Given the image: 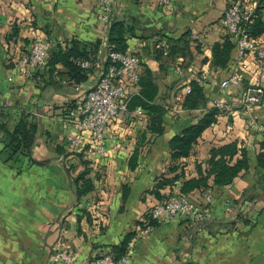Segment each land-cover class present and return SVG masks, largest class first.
Wrapping results in <instances>:
<instances>
[{
  "label": "crops",
  "instance_id": "obj_1",
  "mask_svg": "<svg viewBox=\"0 0 264 264\" xmlns=\"http://www.w3.org/2000/svg\"><path fill=\"white\" fill-rule=\"evenodd\" d=\"M229 1L172 0L165 5L159 0H114L110 20L104 23L97 0H0V101L6 102L0 106L4 123L0 126V264H51L50 254L62 249L72 253L70 264H90L102 251L119 253L124 236L140 233L141 221L155 202L197 176L198 164L206 166L211 147L233 140L247 148L248 168L224 186L185 193L201 205L199 219L190 221L177 214L151 224L136 239L134 233L128 240L133 242L128 264H264V166L256 158L264 140V94L250 108L240 102L245 87L264 85V64L252 52L246 53L241 81L222 91L220 80L233 71L237 53L224 68L209 62L212 45L227 34L221 16ZM239 1L253 9L259 4V0ZM261 5L264 19V1ZM115 19L124 24V50L140 57L141 76L147 68L151 71L157 86L153 101L166 108L164 129L157 133L148 127L147 111L145 117H115L104 127V155L89 141L69 150L68 139L74 133L66 119L70 100L79 103L99 76L101 64L82 88H76L20 75L9 50L27 49L35 37L50 46L72 37L101 38L103 46L107 27ZM14 28L15 35L8 37ZM183 35L191 56L169 58L168 39ZM254 38L264 42V31ZM157 48L163 51L161 58L155 56ZM99 57L102 60L104 55ZM197 75H204L206 105L211 106V97H218L226 106L219 108L215 121L187 155L172 159L169 138L206 109H185L183 101L174 97L185 81ZM127 90L138 92L134 86ZM22 112L39 128L29 154L22 149L11 154L9 131ZM250 114L255 115L253 124ZM86 165L93 187L76 196L73 179ZM161 174L176 178L156 195L154 185ZM205 192L211 194L209 200ZM237 214L250 218L252 225L241 220L229 224Z\"/></svg>",
  "mask_w": 264,
  "mask_h": 264
},
{
  "label": "trees",
  "instance_id": "obj_2",
  "mask_svg": "<svg viewBox=\"0 0 264 264\" xmlns=\"http://www.w3.org/2000/svg\"><path fill=\"white\" fill-rule=\"evenodd\" d=\"M263 1L259 0V4L253 9L254 16L252 22L242 21V25L252 37L264 31V19L260 17L261 11L259 10ZM15 33L16 28L8 34V37L15 35ZM101 42V38L84 40L74 37L66 40L64 43L57 42L48 48L45 61L38 65L31 75L36 81L51 80L55 84L61 82L75 85L76 83L87 81L97 66V63H100L102 66L108 64L110 61L108 56L109 51H123L126 48L123 21L120 19L112 20L106 30L105 45L102 46ZM168 42L167 56L169 58L173 59L181 55L186 60L191 56L189 41L184 35L178 38H169ZM236 48L235 38L227 33L221 42H216L212 45L210 64L214 67H226L231 63ZM155 51L156 58H161L163 54L162 49L157 48ZM100 55H104L102 60H100ZM84 60L89 61L87 66L81 64V61ZM203 61H206V58ZM139 84L140 88L138 92L132 94L130 97L129 106L141 105L149 116L148 127L154 132L161 133L164 129L163 117L166 108L164 105L153 101L157 86L148 68L145 74L140 77ZM190 88V92L183 99L182 106L185 109L197 107H205L206 109L201 115L196 116L195 119L183 125L179 132L169 138L168 144L172 159L185 156L189 153L191 146L197 141L201 132L215 121L216 114L219 111V107L206 105L209 95L205 94L202 82L191 79ZM70 103L68 111L78 105L75 99L70 100ZM0 126L3 127L4 123L0 122ZM38 128V122L30 118L28 113H20L19 118L9 131V144L12 149L11 154L18 149H22L29 154ZM260 146L262 150L257 153L256 158L258 165L264 166V140L261 141ZM134 158L135 153L131 155L130 160ZM82 162L87 163L86 160ZM205 163L206 166L204 168H201L199 166L200 164H198V175L185 179L181 184L180 191L175 192L176 194L186 195L185 193L193 188L200 189V192L204 190L210 191V187L214 185L224 186L230 183L241 170L247 169L249 166L247 148L242 144L238 145L236 140L213 146L209 150V156ZM172 168L170 167V169ZM88 169L89 167L87 165L84 166L73 179L76 196L86 193L93 187V181L87 175ZM175 178L176 175L165 177L161 174L154 185L155 194L158 195V189L166 184L172 183ZM209 178L212 179L210 183ZM145 216L148 218L147 212ZM148 219L152 225L157 222L155 219ZM237 220H241L249 226L252 225V220L243 214H237L234 219L227 222L233 225ZM143 221L144 219L141 223ZM134 233L132 231L124 236L123 241L119 245V253H113L115 257L120 256L125 251L127 242Z\"/></svg>",
  "mask_w": 264,
  "mask_h": 264
},
{
  "label": "built area",
  "instance_id": "obj_3",
  "mask_svg": "<svg viewBox=\"0 0 264 264\" xmlns=\"http://www.w3.org/2000/svg\"><path fill=\"white\" fill-rule=\"evenodd\" d=\"M114 0H97L98 11L101 20L104 23L109 22V15ZM165 5H171L172 0H159ZM254 13L253 8L242 5L239 0H231L222 12L221 21L229 35L236 40V64L233 71L220 80V88L224 91L230 83L238 84L241 79V72L247 64L244 60L245 54L252 52L256 58L264 64V42L257 43L242 21L252 22ZM50 43L44 39L35 37L25 50H9L10 60L20 75L29 76L33 71L45 61L47 50ZM110 61L106 66H100L99 76L91 87H89L81 97L78 105L69 110L67 122L73 127L74 133L68 139V149L77 150L84 145L86 141L93 144V149L99 154H105L104 145V127L115 117L147 116L145 110L140 105L129 106V100L132 94L128 92L129 86H134L139 90V80L141 77L139 65L140 57L138 54L126 50H112L108 52ZM81 64L87 66L88 60L81 61ZM176 71L181 70L178 62ZM204 75H197L191 79L201 82ZM185 81L181 91L175 94L176 100L183 101L185 95L190 92V80ZM82 83H76V88H82ZM264 94V85L247 86L240 94V102L245 108L259 104ZM1 105H6L5 101H0ZM211 105L222 108L226 106L225 102L218 97L210 101ZM255 115L250 114L249 119L253 124ZM260 126V125H259ZM207 200L211 194L205 192ZM202 207L192 202L184 194H169L162 201L155 202L147 211L148 218L156 221L169 220L177 214L186 216L190 221L199 219ZM144 219L139 232L142 233L149 229V219ZM140 233H135L133 239H136ZM132 240L127 243L125 251L118 257H115L111 250L98 253L90 264H128L132 252ZM51 264H70L73 256L70 250H58L49 256Z\"/></svg>",
  "mask_w": 264,
  "mask_h": 264
}]
</instances>
